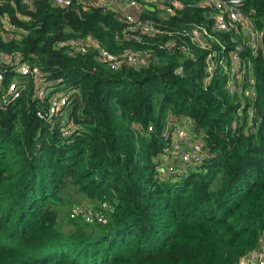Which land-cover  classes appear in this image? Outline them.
Segmentation results:
<instances>
[{
  "label": "trees",
  "instance_id": "16d2710c",
  "mask_svg": "<svg viewBox=\"0 0 264 264\" xmlns=\"http://www.w3.org/2000/svg\"><path fill=\"white\" fill-rule=\"evenodd\" d=\"M0 54L39 67L56 89H75L62 136L36 116L45 100L27 79L21 95L4 99L0 83V264H239L264 251V61L248 48L254 96L229 94L217 70L203 83L204 53L157 46L167 36L127 37L119 14L58 7L50 0H1ZM184 5L198 0H179ZM264 28V0H244ZM254 10V14H251ZM159 19L164 29L198 21L185 6ZM4 20L12 28L4 25ZM94 36L119 56L150 49L145 64L112 68L97 50L68 54L64 39ZM231 45L228 32L219 34ZM26 79V78H25ZM244 99L245 103L241 104ZM250 113H252L251 118ZM169 118L189 120L205 147L199 166L176 177L160 173L170 146ZM152 130H148V127ZM109 202L105 222L70 218L76 206Z\"/></svg>",
  "mask_w": 264,
  "mask_h": 264
},
{
  "label": "built area",
  "instance_id": "2783aa9c",
  "mask_svg": "<svg viewBox=\"0 0 264 264\" xmlns=\"http://www.w3.org/2000/svg\"><path fill=\"white\" fill-rule=\"evenodd\" d=\"M34 0H24L30 5ZM53 5L63 8L78 7L81 10L91 8L112 11L126 20L131 34L127 37L142 41L144 36H167L157 46L165 51L178 50L187 56H194L195 50L204 53L203 83L209 84L217 70L226 74L225 88L229 94H239L250 99L254 96L252 75L248 72L249 63L242 52L248 48L253 56H260L264 61V28L257 27L255 19L247 13L244 0H198L195 4L184 5L179 0H50ZM2 1L0 0V4ZM185 6L196 7L204 18L190 21L170 29H164L165 22L154 18H142L141 15L155 12L159 19L178 14ZM254 14V10H251ZM264 21V18H263ZM7 28L12 24L4 20ZM220 32H228L231 45L223 42ZM68 54L87 53L97 50L99 62L112 68L121 65L145 64L151 58L150 49H128L117 56L100 47L92 35L64 39L58 42ZM193 48L195 50L193 51ZM9 73L8 83L4 87V99H14L21 95L29 79L38 100H45L46 109L36 111V116L53 125L59 122L62 136L72 132V125L67 118L68 108L75 97V89H56L47 81L39 67L23 61L18 54H0V83L4 74ZM26 78V79H25ZM244 99L241 104H244ZM252 113H250L251 118ZM189 120L169 118L165 134L170 138V146L165 156L167 164L160 173L163 177H176L186 173L189 167L199 166L206 156L199 141L193 139L187 130ZM152 130V127H148ZM113 206L103 201L94 207L88 203L80 204L70 213V218L81 217L86 222H105ZM239 264H264V251L260 248L244 256Z\"/></svg>",
  "mask_w": 264,
  "mask_h": 264
},
{
  "label": "rangeland",
  "instance_id": "374dc122",
  "mask_svg": "<svg viewBox=\"0 0 264 264\" xmlns=\"http://www.w3.org/2000/svg\"><path fill=\"white\" fill-rule=\"evenodd\" d=\"M168 158V156H164V157H162V159H164V160H166Z\"/></svg>",
  "mask_w": 264,
  "mask_h": 264
},
{
  "label": "water",
  "instance_id": "95a60500",
  "mask_svg": "<svg viewBox=\"0 0 264 264\" xmlns=\"http://www.w3.org/2000/svg\"><path fill=\"white\" fill-rule=\"evenodd\" d=\"M203 148L205 149V147L203 146Z\"/></svg>",
  "mask_w": 264,
  "mask_h": 264
}]
</instances>
